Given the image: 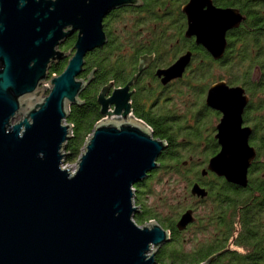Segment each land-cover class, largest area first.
I'll use <instances>...</instances> for the list:
<instances>
[{"label":"water","instance_id":"obj_1","mask_svg":"<svg viewBox=\"0 0 264 264\" xmlns=\"http://www.w3.org/2000/svg\"><path fill=\"white\" fill-rule=\"evenodd\" d=\"M137 4L0 0V264H156L158 252L171 242V233L159 223L141 227L134 221L140 211L134 187L159 168L167 149L145 123L129 117L130 87L139 75L111 96L113 85L101 90L103 120L87 140L77 170L62 169L73 131L65 123L72 107L84 105L82 94L94 78L80 79L85 58L108 43L105 17ZM189 14L195 22L198 15ZM230 15L209 7L202 18L211 23ZM75 34L72 51L62 52L60 46ZM213 38L200 39L212 43ZM224 48L223 40L216 59ZM65 59L64 72L50 77L53 65ZM189 60L181 58L159 76L165 83L181 77ZM206 102L222 114L215 137L221 150L202 175L247 188L257 157L249 144L252 130L243 127L249 98L242 87L220 83L210 89ZM190 193L199 200L209 196L199 183ZM195 222L194 211L187 210L177 229L184 232Z\"/></svg>","mask_w":264,"mask_h":264},{"label":"flooded vegetation","instance_id":"obj_2","mask_svg":"<svg viewBox=\"0 0 264 264\" xmlns=\"http://www.w3.org/2000/svg\"><path fill=\"white\" fill-rule=\"evenodd\" d=\"M138 3L113 10L105 17L103 26L108 43L85 58V71L80 79L87 81L92 75L94 78L84 93L95 82H101L98 79L100 70L91 60L104 54L109 63L111 40L119 38L123 42L122 57L126 64L119 75L122 82L117 85L112 80L115 75L110 72L106 73L109 81L105 86L113 85L111 96L115 89L125 88L139 75L130 87L129 117L157 120L158 127L164 128L166 135H171L165 141L166 150L176 147L207 149L214 143L217 154L220 152L221 147L215 137L222 114L208 107L206 101L213 86L226 83L230 88L242 87L249 98L243 127L252 130L249 144L257 152L256 159L260 158L259 148L264 143V93L257 86L264 84V0H196L195 3L193 0H138ZM209 7L231 15L226 20L218 17L209 23L202 18ZM191 12L198 15L195 22L190 17ZM206 35L214 37L212 43L201 41L200 38ZM216 37L219 40L215 41ZM223 40V55L216 59L214 54L221 48ZM76 41L77 34L68 38L60 50L70 53ZM185 56H190V62L182 76L165 83L164 76H159L160 72L168 70ZM244 56L247 57L242 58ZM242 60L243 69L248 71L245 81L241 80L243 74L240 75ZM64 62L68 63V59L59 64ZM195 73L206 81L204 106L214 118L209 127L207 121L210 117H202V113L192 111ZM105 86L100 87L98 95ZM215 122H218L217 126ZM208 129L213 131L212 137H205ZM214 156L206 163L197 162L198 166L207 168ZM198 183L208 190L207 186ZM194 200L204 203V200ZM188 210H193L196 218V209L191 207Z\"/></svg>","mask_w":264,"mask_h":264},{"label":"trees","instance_id":"obj_3","mask_svg":"<svg viewBox=\"0 0 264 264\" xmlns=\"http://www.w3.org/2000/svg\"><path fill=\"white\" fill-rule=\"evenodd\" d=\"M110 45V64L106 62L107 55L104 54L100 57L95 56L97 59L94 61L91 60V63L100 70L101 76L98 79L101 82H95L94 86L88 88L82 95L84 105L71 108L67 122L73 127V131L72 138L65 148L67 163H76L80 159L87 140L93 135L96 125L103 120L98 104V93L100 87L109 81L106 73L111 72L113 76L115 75L112 80H115L117 85L122 82L119 75L126 65L122 57L123 42L119 38L112 39ZM245 57L247 56L242 58ZM243 63L242 60L240 75L243 74L241 80L245 81L248 71L243 69ZM66 65L67 62L53 65L50 77L61 75ZM192 84L194 96L192 111L202 113V117H210L211 111L204 106L206 81L200 74L195 73ZM263 86L264 84L257 86L262 93ZM135 118L145 123L155 138L166 141L171 136L166 135L164 128L158 127L157 120L142 116ZM207 125L209 127V124ZM202 151L203 158L198 160L197 150L169 148L159 158V168L134 187L136 190L134 201L140 209L135 216L137 224L142 225L156 220L171 233L172 240L158 252L156 264H201L214 256L217 258L212 264H264V143L259 148L261 157L253 162L249 170L247 188L229 184L225 179L211 173L203 177L202 171L206 168L198 166L197 162H208L218 151L214 143ZM162 172L176 173L188 182L189 190L198 182L208 187L209 196L203 201L211 203L208 214L205 217H197L187 232H180L177 229L181 207L172 208L168 217L161 218L156 209L149 206L145 200L144 196L151 194L152 185ZM191 230L195 237L192 240L185 239L184 234ZM207 234L209 237L206 239ZM200 235L206 237L201 240L197 237Z\"/></svg>","mask_w":264,"mask_h":264},{"label":"rangeland","instance_id":"obj_4","mask_svg":"<svg viewBox=\"0 0 264 264\" xmlns=\"http://www.w3.org/2000/svg\"><path fill=\"white\" fill-rule=\"evenodd\" d=\"M68 64V63H67ZM57 76V75H55ZM43 87V85H42ZM41 87V88H42ZM40 88V89H41ZM50 89H48L43 98H46L50 94ZM21 117H18L14 121V124L18 123ZM24 117H22L23 119ZM107 119V118H106ZM209 121H207V124H211L210 120L214 121V118H209ZM68 121V120H67ZM216 121V120H215ZM212 122V121H211ZM215 126H217L218 122H215ZM65 124L70 125V123L66 122ZM208 127V125H207ZM152 131V130H151ZM212 137L213 136V131L208 129L206 131L205 137ZM192 150H197V158L202 160V153L204 150L201 147L200 148H194ZM84 153V151H83ZM66 154V153H65ZM209 157V155H207ZM69 168L71 170V173H74L77 168H78V161L76 163H67V158L64 161V164L62 166V169H67ZM188 182L185 181L182 177H179L176 173H166L162 172L157 179L156 182L153 183L152 185V192L150 195H146L145 200L147 201L149 206H153L156 211L159 213L161 218H166L170 215V211L172 208L175 207H181V215L188 210L189 208L193 207L196 209V218L197 217H205L208 214L209 208H210V202H204V203H197L191 196L190 190L188 188ZM135 189V188H134ZM136 205V204H135ZM137 206V205H136ZM138 207V206H137ZM134 221L135 217H134ZM151 222H157L156 220H152L150 222H147L145 224L139 225V226H145L147 224H150ZM137 223V222H136ZM193 230L189 231L187 234H184V238L188 240H192L195 236H193ZM205 236V235H204ZM204 236H197L199 239H203ZM206 237V236H205ZM209 237V234H207L206 239ZM189 243H191L189 241ZM190 246V244H189ZM156 249V248H154ZM187 250H189V247L187 246Z\"/></svg>","mask_w":264,"mask_h":264},{"label":"bare ground","instance_id":"obj_5","mask_svg":"<svg viewBox=\"0 0 264 264\" xmlns=\"http://www.w3.org/2000/svg\"><path fill=\"white\" fill-rule=\"evenodd\" d=\"M138 121V120H137ZM139 122V121H138ZM142 122V121H141ZM85 149V148H84Z\"/></svg>","mask_w":264,"mask_h":264}]
</instances>
